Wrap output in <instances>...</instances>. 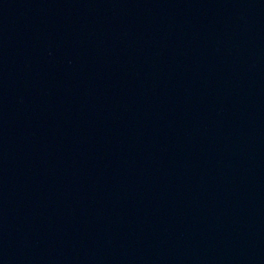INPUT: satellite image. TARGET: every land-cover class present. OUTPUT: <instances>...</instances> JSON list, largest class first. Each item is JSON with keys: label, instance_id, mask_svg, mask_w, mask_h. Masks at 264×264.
<instances>
[{"label": "water", "instance_id": "95a60500", "mask_svg": "<svg viewBox=\"0 0 264 264\" xmlns=\"http://www.w3.org/2000/svg\"><path fill=\"white\" fill-rule=\"evenodd\" d=\"M264 98V0H0V245Z\"/></svg>", "mask_w": 264, "mask_h": 264}]
</instances>
